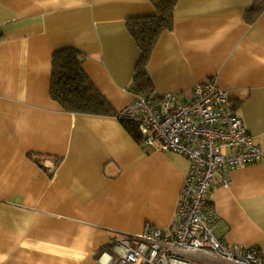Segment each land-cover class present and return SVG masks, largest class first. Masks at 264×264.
I'll return each instance as SVG.
<instances>
[{
	"label": "crops",
	"instance_id": "crops-1",
	"mask_svg": "<svg viewBox=\"0 0 264 264\" xmlns=\"http://www.w3.org/2000/svg\"><path fill=\"white\" fill-rule=\"evenodd\" d=\"M155 13L149 0H0V264H107L115 240L147 225L170 232L190 162L148 151L117 118L138 96L128 23ZM174 15L148 66L150 95L184 100L215 81L264 152V2L179 0ZM65 48L82 54L113 115L52 99ZM206 207L219 240L264 255V161L233 170Z\"/></svg>",
	"mask_w": 264,
	"mask_h": 264
},
{
	"label": "built area",
	"instance_id": "built-area-1",
	"mask_svg": "<svg viewBox=\"0 0 264 264\" xmlns=\"http://www.w3.org/2000/svg\"><path fill=\"white\" fill-rule=\"evenodd\" d=\"M117 118L138 128L148 151L179 154L190 168L170 232L147 225L138 236L115 240L116 256L105 254L107 264H200L195 262L200 256L218 264H264L258 247L219 240L213 233L217 215L206 207L217 185L230 184L233 170L264 161L225 90L208 81L184 100L173 92L161 98L138 95Z\"/></svg>",
	"mask_w": 264,
	"mask_h": 264
},
{
	"label": "trees",
	"instance_id": "trees-1",
	"mask_svg": "<svg viewBox=\"0 0 264 264\" xmlns=\"http://www.w3.org/2000/svg\"><path fill=\"white\" fill-rule=\"evenodd\" d=\"M154 16L130 20L129 30L141 50L132 91L149 95L151 78L148 66L161 35L174 27L175 8L179 0H149ZM264 2V0H262ZM260 11V10H259ZM82 54L75 48L54 53L52 59L51 97L63 110L75 115L111 116L107 100L87 77L82 68ZM127 131L138 141L142 136L132 122L123 121Z\"/></svg>",
	"mask_w": 264,
	"mask_h": 264
}]
</instances>
